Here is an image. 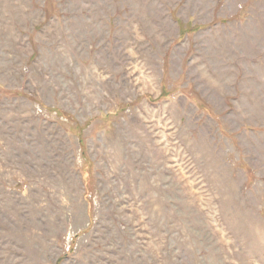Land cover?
<instances>
[{
    "label": "rangeland",
    "instance_id": "rangeland-1",
    "mask_svg": "<svg viewBox=\"0 0 264 264\" xmlns=\"http://www.w3.org/2000/svg\"><path fill=\"white\" fill-rule=\"evenodd\" d=\"M0 264H264V0H0Z\"/></svg>",
    "mask_w": 264,
    "mask_h": 264
},
{
    "label": "trees",
    "instance_id": "trees-1",
    "mask_svg": "<svg viewBox=\"0 0 264 264\" xmlns=\"http://www.w3.org/2000/svg\"><path fill=\"white\" fill-rule=\"evenodd\" d=\"M178 26H179V31L183 34V32H188L190 30H197L200 28V25L194 26L193 28L190 29H185V27L183 26V23L181 21L178 20ZM56 113H59L60 115L63 114L61 113V111H59L58 109H54Z\"/></svg>",
    "mask_w": 264,
    "mask_h": 264
}]
</instances>
